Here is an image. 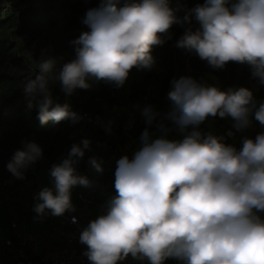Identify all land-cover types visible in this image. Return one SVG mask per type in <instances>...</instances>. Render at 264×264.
<instances>
[{"label": "clouds", "instance_id": "obj_1", "mask_svg": "<svg viewBox=\"0 0 264 264\" xmlns=\"http://www.w3.org/2000/svg\"><path fill=\"white\" fill-rule=\"evenodd\" d=\"M169 0H101L83 18L88 28L70 43L72 59H48L37 65L34 79L23 83L26 95L37 101L38 120L60 122L80 119L68 102H55L51 85L71 96L89 89V81L122 87L133 67L151 68L153 46L171 39L173 25L185 26L176 46L195 51L209 66L222 69L228 62L248 64L251 75L264 84V0H203L183 16ZM195 19L200 28L192 31ZM168 92L171 109L166 119L181 139L141 133V147L129 159L116 161L115 195L106 211L91 220L79 240L87 246L90 264H117L129 255L149 264L174 258L183 264H264V132L244 137L242 147L225 144L198 126L209 116L231 117L237 130L248 127L250 117L264 126V100L257 101L246 87L226 90L198 82L190 76L174 79ZM31 102L29 107H31ZM151 125L157 115L152 106L142 110ZM158 128L167 132L163 123ZM191 129V130H189ZM7 163L15 179L43 156L35 141L22 139ZM73 144L60 162L49 169L51 187L34 197L38 218L75 211L71 190L92 181L76 165L89 148V140ZM98 173L102 163L88 158Z\"/></svg>", "mask_w": 264, "mask_h": 264}, {"label": "rangeland", "instance_id": "obj_2", "mask_svg": "<svg viewBox=\"0 0 264 264\" xmlns=\"http://www.w3.org/2000/svg\"><path fill=\"white\" fill-rule=\"evenodd\" d=\"M78 1L68 0L65 4L58 5L56 7L58 10L57 19L54 24H51L41 18H26L25 15H21L20 11L23 9L21 0H0V10L2 11L6 8L7 11L4 13V16L10 23L14 24L10 33V39L14 44L15 53L22 58L25 64L24 68L17 69L18 72H28L33 76L32 79H34L39 71L37 65L42 61L56 59L58 61L57 66L59 67L60 62L74 57V46L70 42L77 38L80 33L71 28L68 21L71 11ZM169 3L173 8L180 6L181 10L177 14L183 16L184 7L180 0H169ZM1 14L3 12H0V17H3ZM196 22L193 19L190 27ZM180 27V25H173L170 29L171 39H166L163 45L152 47L151 54L154 57V64L150 69L141 68L144 75H146L137 80V89L129 97H125V93L131 83L130 73L122 87H117L111 83L114 88L111 94L102 93L96 81H89L91 84L89 89H76L69 97H66L61 92L58 84L51 85L52 99L59 103L68 102L73 111L87 110L91 113L105 112L108 114L117 110L120 104L126 101L129 103L127 113L138 114L136 116L142 119L137 134V137L140 139L141 133L145 128H148L151 133L154 122L160 121L155 118L153 123L148 125L145 122V117L142 115V110L137 111L141 106L139 100L147 91H150L155 98L154 111L157 113V111L163 110L165 97L168 96L167 94L172 86L171 82L174 79H179L181 76L195 75L197 77L212 79L215 86H218L222 90H226L229 87L238 88L241 86L252 90L254 84L259 85L258 79L252 77L251 69L248 68L249 65L246 63L245 65L228 62L224 68L216 69L209 66L205 60L200 59L195 51L177 47L176 41L185 30L177 36H173L172 30L179 29ZM135 68L136 70L139 69ZM170 69H173L174 73L168 87L163 91ZM253 96L258 102L261 101L258 99V92ZM123 113V110L119 111L120 115ZM80 130H83L82 127H80ZM79 133V131H72L69 136L73 138ZM117 135H119V129L114 124L103 131L93 132L88 139L89 148L84 150V157L76 165L77 170L89 173L95 187L108 189L112 196L115 195L114 173L116 164L113 159H110L105 148L106 146L114 147ZM26 139L32 140V136ZM59 139L56 135H51L46 140L42 138L38 140L39 142H45L50 149L46 150L40 145L43 156L33 163L35 166L47 167L49 169L53 163L60 162L61 158L67 155L68 150L60 146ZM90 156H95L102 163L103 171L101 173L96 172L89 165L88 158ZM9 160L5 163V166ZM28 177L30 176H25V178ZM25 178L22 180L15 179L7 170V167L5 170L0 169V214L4 212V186L8 185L9 187L16 188ZM29 179L33 181V178ZM30 188L32 191L33 185Z\"/></svg>", "mask_w": 264, "mask_h": 264}, {"label": "trees", "instance_id": "obj_3", "mask_svg": "<svg viewBox=\"0 0 264 264\" xmlns=\"http://www.w3.org/2000/svg\"><path fill=\"white\" fill-rule=\"evenodd\" d=\"M68 0H21L23 9L20 11L21 15H25L26 18H41L47 20L49 23L54 24L58 10V5H63ZM183 3L184 10L194 7L196 4L203 3V0H180ZM231 0H229V3ZM101 0H79L76 6L72 9L68 24L76 32L81 33L87 31L88 28L83 24V18L86 11L89 8L98 7ZM122 4L123 0H119ZM192 23V21H191ZM189 25L181 26L179 29L172 30L173 36H177L185 30ZM14 27L13 23H10L5 16L0 17V169L5 170V163L9 160V157L14 154L15 150L22 147L21 140L32 136L31 141H35L41 145L44 149L48 150V146L45 142H39L42 138L46 140L51 135H56L59 139V144L62 148L68 151L73 144L82 145L84 139H89L93 132L103 131L111 125L117 127L118 121L129 115L127 110L129 103L124 102L120 104L117 110L109 113L108 121L103 128H92L91 126H83L81 121L78 120L75 123L71 119H64L60 122L49 120L44 124H41L38 120V108L37 101L39 97H31L25 94L23 89V83L33 76L28 72H18L17 69L24 68L25 64L22 58L17 56L14 49V44L10 39V33ZM200 28L199 22H196L191 26L192 31H196ZM181 48V47H179ZM246 65V64H245ZM249 69L250 66L248 67ZM143 69V68H142ZM173 69H170L167 74V79L164 84L163 91L168 87L169 82L173 76ZM131 83L125 93V97H129L137 89V80L142 78L144 73L141 68L136 70L133 67L130 71ZM100 87L102 93L111 94L114 90L111 83L104 81H96ZM259 83V81H258ZM258 99L264 100V84L259 83ZM31 102V107L29 103ZM123 110V114H119V111ZM85 111V110H84ZM87 111V110H86ZM76 112V111H74ZM82 127V131L80 130ZM88 127V128H85ZM118 128V127H117ZM72 131H79L75 137L71 138L69 134ZM50 149V148H49ZM51 167H49L50 169ZM14 187L4 186L3 198L9 194Z\"/></svg>", "mask_w": 264, "mask_h": 264}, {"label": "built area", "instance_id": "obj_4", "mask_svg": "<svg viewBox=\"0 0 264 264\" xmlns=\"http://www.w3.org/2000/svg\"><path fill=\"white\" fill-rule=\"evenodd\" d=\"M6 8L2 11L6 12ZM154 96L147 91L139 100V103L145 108L146 106H152L155 109ZM166 104H171L168 97L165 98ZM80 117V121L83 126H91L92 128H103L106 122L109 120L108 113H91L89 111H76ZM141 118H138L135 114H129L126 117L121 118L117 127L119 129V139L128 137L135 130H138ZM191 130V129H189ZM198 130L202 134L211 132L221 138L225 144L234 145L235 131L229 127L223 126L220 123H206L202 122L198 126ZM77 172L81 175L88 177L90 181V175L85 171ZM89 175V176H88ZM33 189L31 191V198L25 207V213L29 217V220L33 223L42 222L49 225L53 233L57 237L56 244H49L45 239L43 240H30L27 238L20 227L18 219H11L9 221V227L12 230L11 236L0 237V245L5 251H10L11 260L3 264H90V261L84 255L87 249L85 244H82L79 240L81 231L88 225L79 216L76 211H65L61 216H53L50 213L44 215L42 218H38L37 213L33 210L34 204L37 203L34 197L42 189L37 182H32ZM79 186V185H77ZM96 187L92 182L91 187H87L76 191V196L85 204L95 203ZM13 190L4 196L3 204H7L12 200ZM100 215L106 211V204H98ZM117 264H142L140 260L133 259L130 255L123 261H118Z\"/></svg>", "mask_w": 264, "mask_h": 264}, {"label": "crops", "instance_id": "obj_5", "mask_svg": "<svg viewBox=\"0 0 264 264\" xmlns=\"http://www.w3.org/2000/svg\"><path fill=\"white\" fill-rule=\"evenodd\" d=\"M193 79L197 80L198 82L205 83L207 85H215L214 80L206 78V77H197L195 75H191ZM172 87V86H171ZM171 89V88H170ZM253 95L259 92V85L254 84L252 87ZM168 97V96H167ZM166 98V97H165ZM144 107L141 105L137 111L143 110ZM163 110L157 111L156 119H159V122H154V127L151 130V135L153 138L159 135H166L168 139H181L182 135L176 128L171 121L166 119V113L170 111L171 104L164 103ZM137 112V113H138ZM138 115V114H135ZM251 123L248 127L237 130L233 127L234 121L231 117H216L209 116L205 121L206 123H220L223 126L229 127L235 131V140L234 146L239 149L242 147V139L244 137L255 138V136L260 133L264 132V126L260 125L258 121L254 118H251ZM163 123L166 128L167 132H163V130L158 128V124ZM140 127V126H139ZM138 130H135L131 135L128 137H124L123 139H119L116 137V141L114 147L106 146L105 151L109 154L110 159H113L115 164L116 161L122 156L127 155L129 159L133 157L135 151H137L141 147V140L137 137ZM13 154L10 156L12 158ZM28 175L30 177L25 178L24 181L20 182L13 190V197L12 200L3 206L4 212L0 214V237L3 236H11L12 230L9 227V221L11 219H18L20 227L22 229L23 234L29 238L30 240H43L45 239L49 244H56L57 237L53 233L52 228L47 225L43 224L42 222L33 223L29 220V217L25 213V207L28 201L31 198V185L32 182H37L40 186L51 187V179L49 176V169L47 167H37L34 164H31L25 170V176ZM29 178H33V181H30ZM30 188V189H29ZM84 188V191L87 187L83 186H75L71 190V200L75 207V211L78 212L79 216L84 220L85 223H89L91 220L95 219L97 216L100 215L98 204L104 203L106 204L107 200L112 196L109 193L108 189L105 188H98L96 187L95 192V203L93 204H85L76 196V191L81 190ZM71 211V210H70ZM262 217H264V213H259ZM10 249L9 251H5L3 247L0 245V264L9 262L11 260L10 256ZM142 264H149L147 260L141 261ZM163 264H183V262L169 258L166 259Z\"/></svg>", "mask_w": 264, "mask_h": 264}]
</instances>
